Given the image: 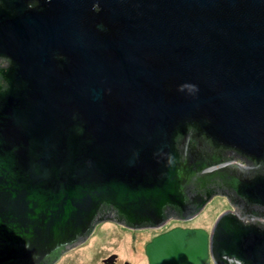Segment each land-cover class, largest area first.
<instances>
[{"label":"water","instance_id":"95a60500","mask_svg":"<svg viewBox=\"0 0 264 264\" xmlns=\"http://www.w3.org/2000/svg\"><path fill=\"white\" fill-rule=\"evenodd\" d=\"M0 59V264H55L116 217L156 230L232 206L191 209L193 177L264 208V0H0ZM191 131L252 175L182 153ZM247 215L165 232L148 264H264Z\"/></svg>","mask_w":264,"mask_h":264},{"label":"rangeland","instance_id":"374dc122","mask_svg":"<svg viewBox=\"0 0 264 264\" xmlns=\"http://www.w3.org/2000/svg\"><path fill=\"white\" fill-rule=\"evenodd\" d=\"M224 210H232V206L223 197L214 196L192 221L184 223L175 221L154 231L137 233L139 239L130 230L122 229L110 222L101 223L83 244L65 252L55 264H97L109 255L116 256L118 264H148L143 247L154 234L175 225L202 228L209 233L212 223ZM206 264L214 263L210 259Z\"/></svg>","mask_w":264,"mask_h":264},{"label":"flooded vegetation","instance_id":"af4514ba","mask_svg":"<svg viewBox=\"0 0 264 264\" xmlns=\"http://www.w3.org/2000/svg\"><path fill=\"white\" fill-rule=\"evenodd\" d=\"M8 66V61L5 59H0V67H7ZM178 147L180 148V150H182V153H186V152H198L200 153V155L202 157H204V161L208 162L209 158L212 155H220V157L224 158H235L237 161V164H239V162H242L243 164L241 165L240 170L241 169H247V171L244 173L246 175H252V173L254 172V168L256 166V164L247 159L246 157H243L241 155H238L236 152H234L231 149H226V148H220L217 151L213 148V144L212 142L207 139L204 136H198V135H193L192 131L190 132L189 136H187L186 140H181L180 144L178 145ZM239 170V171H240ZM219 185V184H218ZM218 185L216 186H211L208 183L206 184H201L200 182H198V178L193 177L190 180V183L188 185V187L186 188V198L188 200V202H190V208H194L197 204H199L203 199L206 198L207 195L211 194V193H215L219 194L221 191H225L222 194H226L225 197L231 202L232 207L236 210H229V211H236V212H240V214L242 215H247L245 218L247 219L249 215H253V216H260L263 217L262 222H264V208H261L259 206H255V205H249L246 203H242L240 205V200L238 201L234 191L232 189H228V191L224 188L226 187H218ZM220 186V185H219ZM220 191V192H219ZM215 194V195H216ZM114 212H112L111 215H113ZM199 214V213H198ZM168 215H170L169 219H167V222L164 224L167 226V224L171 223V222H189L192 221V218L189 219H181L180 217L183 218V213L176 211L175 209H169L168 210ZM117 220H119L122 223H118L115 221H103L102 223H107V222H112V223H117L119 225H122L123 227L129 229L130 231L134 232V236H136L138 239L140 238L138 236L139 233H143V232H147V231H154L156 227L150 226V225H143L141 227L138 228H131L130 226L126 225L125 221L122 220L120 217H116ZM259 221V220H256ZM101 224V223H99ZM163 225V226H164ZM165 226V227H166ZM162 227V226H161ZM174 228H182V229H202V228H193V227H182L179 225H175L174 227H170L164 231L159 232L158 234H154L151 239L144 245L143 250H144V254H145V247L146 245L151 242V240L165 232H168ZM162 229V228H161ZM138 233V234H137ZM135 237V238H136ZM136 238V239H137ZM112 255H109L108 257H105L103 259L100 260L99 263L97 264H104L103 261L109 257H111ZM146 256V255H145ZM147 258V257H146ZM148 261V260H147ZM210 261V259L208 260ZM207 261V262H208ZM118 258L115 256V260L113 261L112 264H118ZM129 264V263H126Z\"/></svg>","mask_w":264,"mask_h":264},{"label":"bare ground","instance_id":"6f19581e","mask_svg":"<svg viewBox=\"0 0 264 264\" xmlns=\"http://www.w3.org/2000/svg\"><path fill=\"white\" fill-rule=\"evenodd\" d=\"M201 225V224H200Z\"/></svg>","mask_w":264,"mask_h":264}]
</instances>
